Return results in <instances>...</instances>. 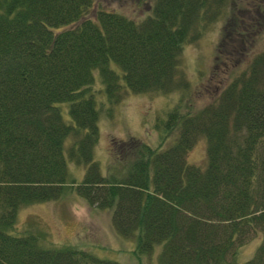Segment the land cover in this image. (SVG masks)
<instances>
[{
    "label": "trees",
    "instance_id": "16d2710c",
    "mask_svg": "<svg viewBox=\"0 0 264 264\" xmlns=\"http://www.w3.org/2000/svg\"><path fill=\"white\" fill-rule=\"evenodd\" d=\"M93 4L0 0V264H125L13 231L20 205L71 190L111 207L115 230L135 236L136 252L159 243V264H221L255 230L262 238L242 264H264V44H255L264 0H153L139 19ZM226 10L211 98L167 111L163 129L175 135L163 148L134 137L115 142L102 173L92 154L93 69L110 100L123 86H183V42ZM65 100L70 121L56 104ZM200 136L204 161L188 162ZM67 157L86 164L80 181L68 178Z\"/></svg>",
    "mask_w": 264,
    "mask_h": 264
},
{
    "label": "rangeland",
    "instance_id": "374dc122",
    "mask_svg": "<svg viewBox=\"0 0 264 264\" xmlns=\"http://www.w3.org/2000/svg\"><path fill=\"white\" fill-rule=\"evenodd\" d=\"M152 1L94 0L93 7L100 5L139 19L149 11ZM228 12L229 10L223 11L217 18L205 24L197 38L183 42L178 63V72L184 80L183 86H176L168 91H133L123 86L119 88V98L110 100L97 69H93L94 78L90 88L98 108V137L92 154L102 173L106 172L109 161H113L110 150L119 142L134 137L163 148L172 142L175 135V131L165 132L163 129L167 111L173 105H178L180 109L188 106L191 107L189 109H194L211 98L216 87L209 80L210 69ZM255 44L259 49L263 47L264 26ZM109 64L121 75L122 70L116 62L111 60ZM120 79L122 81V76ZM56 104L60 107L63 118L70 121L68 101H58ZM69 140L67 137V143ZM205 143L204 136H200L187 151L186 160L202 164ZM85 167L86 164L67 157L69 179L80 181ZM111 210V207L95 206L71 190L57 198L20 205L16 210L13 231L33 233L43 246L71 243L98 257L115 259L125 264H159L157 254L160 244L155 243L148 253L136 252L135 236H126L115 230L111 221ZM261 238V230L252 231L248 239L237 246L233 257L231 253L227 254L226 261L221 264H226L229 260L234 264H242L252 255Z\"/></svg>",
    "mask_w": 264,
    "mask_h": 264
}]
</instances>
